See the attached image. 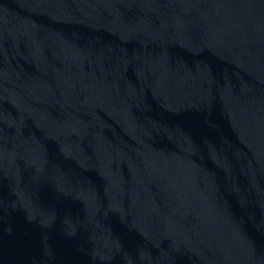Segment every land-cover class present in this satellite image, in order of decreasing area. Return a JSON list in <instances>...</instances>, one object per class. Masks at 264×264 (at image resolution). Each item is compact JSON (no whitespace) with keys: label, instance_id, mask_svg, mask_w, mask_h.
<instances>
[{"label":"water","instance_id":"1","mask_svg":"<svg viewBox=\"0 0 264 264\" xmlns=\"http://www.w3.org/2000/svg\"><path fill=\"white\" fill-rule=\"evenodd\" d=\"M0 264H264V0H0Z\"/></svg>","mask_w":264,"mask_h":264}]
</instances>
